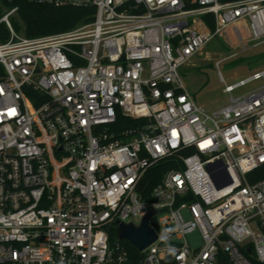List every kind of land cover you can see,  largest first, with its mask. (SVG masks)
Listing matches in <instances>:
<instances>
[{"label": "built area", "instance_id": "2783aa9c", "mask_svg": "<svg viewBox=\"0 0 264 264\" xmlns=\"http://www.w3.org/2000/svg\"><path fill=\"white\" fill-rule=\"evenodd\" d=\"M189 1L0 0V264H264V68L210 109L179 72L216 36L264 43V0ZM22 4L95 11L27 37ZM150 207L156 238L132 257L109 227Z\"/></svg>", "mask_w": 264, "mask_h": 264}, {"label": "rangeland", "instance_id": "374dc122", "mask_svg": "<svg viewBox=\"0 0 264 264\" xmlns=\"http://www.w3.org/2000/svg\"><path fill=\"white\" fill-rule=\"evenodd\" d=\"M230 34V32H229ZM221 61L216 66V62ZM264 68V43L253 46L251 43L238 42L232 36L214 37L194 55L179 72L186 91L194 101L206 108H216L227 102L228 95L223 93L225 85H233L253 72ZM218 71L224 82L220 81ZM261 81H253L232 92L237 96L257 87ZM138 222L139 219H134ZM192 244L199 243L195 233L188 237Z\"/></svg>", "mask_w": 264, "mask_h": 264}, {"label": "trees", "instance_id": "16d2710c", "mask_svg": "<svg viewBox=\"0 0 264 264\" xmlns=\"http://www.w3.org/2000/svg\"><path fill=\"white\" fill-rule=\"evenodd\" d=\"M186 8L194 7L189 0H185ZM94 7L88 6L85 8H74V7H53L48 5H33V4H22L19 11L20 17L24 23V33L27 37H39L46 36L60 32H66L75 29L81 24L89 23L93 19ZM208 24L209 28H213V20L210 15H204L202 17ZM3 70L0 66V76H2ZM32 98V96L29 94ZM146 122V120H139L134 122L131 119L125 118L121 115L118 116V127H125L130 125H136ZM193 153L192 148H188L184 151V154ZM176 168L175 161L167 159L158 163L157 165L150 168L141 180V186L139 191L144 199L150 201V192L154 185H156L163 174ZM110 240H116V228L114 225L109 227ZM133 257L137 254V250L130 245L128 242L121 240ZM219 264H229L224 256L219 259Z\"/></svg>", "mask_w": 264, "mask_h": 264}, {"label": "water", "instance_id": "95a60500", "mask_svg": "<svg viewBox=\"0 0 264 264\" xmlns=\"http://www.w3.org/2000/svg\"><path fill=\"white\" fill-rule=\"evenodd\" d=\"M230 180L226 179L223 184L229 183ZM156 213V210L149 208L148 212L141 217L138 224L132 222L123 223L116 222V236L119 240H124L130 245L141 251L156 238V232L150 225V219Z\"/></svg>", "mask_w": 264, "mask_h": 264}]
</instances>
